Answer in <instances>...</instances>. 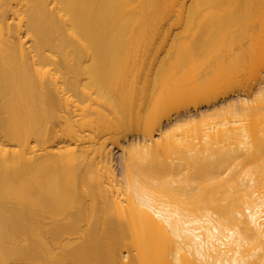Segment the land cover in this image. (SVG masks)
I'll list each match as a JSON object with an SVG mask.
<instances>
[{"label": "bare ground", "instance_id": "obj_1", "mask_svg": "<svg viewBox=\"0 0 264 264\" xmlns=\"http://www.w3.org/2000/svg\"><path fill=\"white\" fill-rule=\"evenodd\" d=\"M0 264H264V0H0Z\"/></svg>", "mask_w": 264, "mask_h": 264}, {"label": "rangeland", "instance_id": "obj_2", "mask_svg": "<svg viewBox=\"0 0 264 264\" xmlns=\"http://www.w3.org/2000/svg\"><path fill=\"white\" fill-rule=\"evenodd\" d=\"M200 108H201L200 105H197V106H188V112L192 114L195 111H198ZM118 156H119V152L117 151V149H114V151H113V157H114V163H115V170H116V172H118V165H119L118 164Z\"/></svg>", "mask_w": 264, "mask_h": 264}]
</instances>
